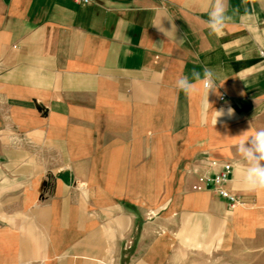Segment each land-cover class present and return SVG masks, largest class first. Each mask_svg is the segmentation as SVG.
Listing matches in <instances>:
<instances>
[{
  "label": "crops",
  "instance_id": "crops-1",
  "mask_svg": "<svg viewBox=\"0 0 264 264\" xmlns=\"http://www.w3.org/2000/svg\"><path fill=\"white\" fill-rule=\"evenodd\" d=\"M89 1L0 0V264H264L236 147L264 129V0H226L222 35L213 0ZM206 67L215 126L176 88ZM210 160L236 207L193 190Z\"/></svg>",
  "mask_w": 264,
  "mask_h": 264
},
{
  "label": "clouds",
  "instance_id": "clouds-1",
  "mask_svg": "<svg viewBox=\"0 0 264 264\" xmlns=\"http://www.w3.org/2000/svg\"><path fill=\"white\" fill-rule=\"evenodd\" d=\"M85 2L87 3L88 0H85ZM208 17L207 26L210 33L222 35L231 20V17L226 15V0H213ZM160 30L165 32L166 36L168 32H171L165 31L162 27H160ZM173 30H175V25H173ZM261 54L264 55V52ZM215 76L214 71L206 67L203 71V77H201V73L193 70L192 80L187 76H181L176 80V88L183 91L186 96L191 97L200 94L203 90L201 107L205 114L212 111L214 126L218 118L225 115L230 117L234 114L232 108L214 110L209 103V92L215 91L217 86H222L225 81L216 83ZM249 131L238 136L240 139L236 145L244 166L243 185L248 191L264 190V129L254 131L252 135H248Z\"/></svg>",
  "mask_w": 264,
  "mask_h": 264
},
{
  "label": "built area",
  "instance_id": "built-area-1",
  "mask_svg": "<svg viewBox=\"0 0 264 264\" xmlns=\"http://www.w3.org/2000/svg\"><path fill=\"white\" fill-rule=\"evenodd\" d=\"M77 4H89L85 0H74ZM226 95L222 96V100H225ZM209 166L211 172L199 174L197 182L193 185V190L202 192L205 190H212L218 197L226 200L231 208L236 207L240 203L239 196L229 189L228 184L230 182L233 165L231 163L222 162L218 160H210Z\"/></svg>",
  "mask_w": 264,
  "mask_h": 264
}]
</instances>
